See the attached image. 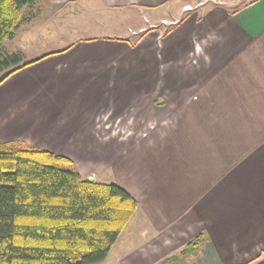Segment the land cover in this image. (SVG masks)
Listing matches in <instances>:
<instances>
[{
	"label": "crops",
	"instance_id": "0c3cea01",
	"mask_svg": "<svg viewBox=\"0 0 264 264\" xmlns=\"http://www.w3.org/2000/svg\"><path fill=\"white\" fill-rule=\"evenodd\" d=\"M175 1L45 0L53 16L21 13L0 51L35 61L0 84V143L65 156L137 200L92 264H159L199 233L179 264H264V0ZM141 9L169 15L131 40L127 14Z\"/></svg>",
	"mask_w": 264,
	"mask_h": 264
},
{
	"label": "trees",
	"instance_id": "16d2710c",
	"mask_svg": "<svg viewBox=\"0 0 264 264\" xmlns=\"http://www.w3.org/2000/svg\"><path fill=\"white\" fill-rule=\"evenodd\" d=\"M30 0H0V50ZM35 60L0 51V84ZM137 200L117 183L83 177L73 162L18 141L0 143V264H92L105 259ZM205 241L199 233L159 264H179Z\"/></svg>",
	"mask_w": 264,
	"mask_h": 264
},
{
	"label": "rangeland",
	"instance_id": "374dc122",
	"mask_svg": "<svg viewBox=\"0 0 264 264\" xmlns=\"http://www.w3.org/2000/svg\"><path fill=\"white\" fill-rule=\"evenodd\" d=\"M186 1H190V3L192 4V7H193V5H197V4L202 3V2L206 3L205 5H208V3L213 2V0H209V1L208 0H176L175 2L171 3V5H172L173 8H175L177 11L180 12V5L183 4ZM207 1H208V3H207ZM218 1H220V0H214V2H218ZM223 1L225 2V4L227 6H229L228 7L229 9H235V8L240 7L241 5H243L244 3H246V2H248L250 0H223ZM39 2H40L39 8L38 7L34 8V11L35 10H37V11L39 10V11L43 12V16L44 17L53 16V12L52 11L54 9L53 8H51V10L49 9V12L45 11V0H40ZM205 5L201 6V7H198V9L201 10L202 8L203 9L207 8V7H205ZM187 7H191V5H189ZM34 11H33V9L31 10L28 7H24L23 10H21V13L23 14V17H25V16H29V14L31 12H34ZM48 13H49V15H48ZM161 14L169 15V10H159L158 12L153 13V12H151L149 10L141 9L140 11L137 10L135 12V14L128 13L127 14V16H128L127 21L136 30L135 34L127 33L128 38L131 39V40L132 39H136L138 37V34H139L138 29L141 28V27L149 28L151 26V24H153V23H157L158 25H162L161 21H160V15ZM20 17H21V15H20ZM51 22L53 23L52 20H51ZM164 22H166V20H164ZM57 25H59V24L57 23ZM81 25H83V24H80L79 26H81ZM77 26H78V24H77ZM70 27H73V25H71ZM78 29L80 31H76L74 29L73 31H71V34L79 35V34L87 33V31L84 28H78ZM46 30H47V27L44 25V27H42V26L39 27L38 32L46 33ZM50 31H53V33L57 32V31H54L53 29H50L48 32L50 33ZM53 33H51V34H53ZM46 34H48V33H46ZM68 35H69V33L65 34V36L67 38L65 36L64 37L66 39H69ZM39 51H41V50H39V49L38 50H34L33 49L32 52L29 50L28 51L29 52L28 57H32L34 55H37V53H39ZM0 75H1V72H0Z\"/></svg>",
	"mask_w": 264,
	"mask_h": 264
}]
</instances>
